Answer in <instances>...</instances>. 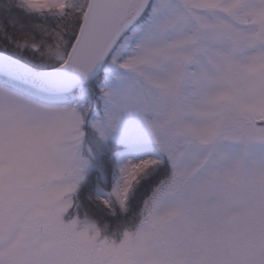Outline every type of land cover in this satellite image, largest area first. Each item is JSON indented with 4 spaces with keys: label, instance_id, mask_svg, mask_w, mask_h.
Returning <instances> with one entry per match:
<instances>
[{
    "label": "snow or ice",
    "instance_id": "1",
    "mask_svg": "<svg viewBox=\"0 0 264 264\" xmlns=\"http://www.w3.org/2000/svg\"><path fill=\"white\" fill-rule=\"evenodd\" d=\"M0 264H264V0H0Z\"/></svg>",
    "mask_w": 264,
    "mask_h": 264
}]
</instances>
